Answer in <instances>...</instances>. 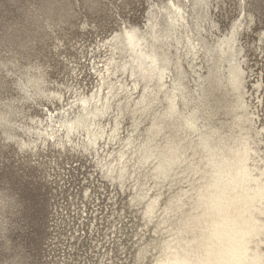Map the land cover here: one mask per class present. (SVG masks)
I'll return each instance as SVG.
<instances>
[{
  "label": "rangeland",
  "instance_id": "obj_1",
  "mask_svg": "<svg viewBox=\"0 0 264 264\" xmlns=\"http://www.w3.org/2000/svg\"><path fill=\"white\" fill-rule=\"evenodd\" d=\"M172 2L184 20L169 14ZM133 28L170 37L154 42L162 81L136 89L129 63L119 66L129 52L112 48ZM109 82L114 95L90 128L103 132L96 146L81 145L84 131L72 142L50 134L64 129L63 110L74 120ZM176 129L181 155L159 174L157 153ZM225 144L243 146L252 174L264 173V0H0V264H160L180 225L188 236L203 169L229 154ZM175 198L180 208L167 210Z\"/></svg>",
  "mask_w": 264,
  "mask_h": 264
},
{
  "label": "bare ground",
  "instance_id": "obj_2",
  "mask_svg": "<svg viewBox=\"0 0 264 264\" xmlns=\"http://www.w3.org/2000/svg\"><path fill=\"white\" fill-rule=\"evenodd\" d=\"M172 8L174 10H170L169 14H173L172 16L174 17L179 16L182 20L185 19L183 8L179 3L172 2ZM169 31L170 29L168 28L167 32ZM149 37L155 43L167 40L164 38V40H160L161 37L170 38L168 33L161 34L155 29L151 30ZM113 38L116 39L112 45L114 50L129 52L127 54L130 60L122 59L123 62L119 66L124 72L126 70V64L129 63L130 74L136 77L133 81V89L137 88L138 80L145 82L152 80H155V82L162 81L166 67L158 65L159 61L165 60L160 58L157 52V49L161 48L159 45L153 41H148L135 28L124 30V37L116 35ZM230 39L227 40L221 52L225 53L226 49L232 48V41ZM113 59L111 58L109 60V66ZM241 73L242 70L239 66H232L230 69V79L235 82L242 81L243 77ZM161 84L163 85V82ZM125 86L126 84L124 83L119 84V88ZM107 88L108 91L104 96L99 91L96 94H92L90 99H81V112L72 121L70 119V121L64 119V115L69 112L67 109L63 110L61 116L63 117L61 118L62 124L59 127L64 129H56L50 134L53 135L55 132L61 130L65 133V137L72 142L71 135L84 131L85 134L83 135L87 136V143L81 142V145L86 146L88 144L96 146V140L99 138L97 136H102L103 132L90 128L96 124L94 118L106 110L110 97L112 98L114 95V92H112L114 85L109 82ZM127 92L129 93L130 90ZM144 97L145 95H141L140 100H138L144 101ZM90 100L93 102L92 104ZM173 111V106H168L166 114H170ZM51 115L50 113V119L52 121ZM107 130L109 131V129ZM179 130H175L171 139L157 153L159 160L156 165V170H158L157 173L159 174H164L165 171L171 170L179 160L181 147L179 146V142L176 141L178 137L176 132ZM115 131L116 129H113L112 133L114 134ZM153 132L156 133L159 131L158 129H153ZM108 134L104 135L108 136ZM240 145H243V143H240ZM224 147L227 148L229 154H222V157H218V160L211 159L206 164L207 167L203 169L201 178L205 180L199 185L200 188L197 193V207L199 208V212L191 218H186L183 223V231L188 236L183 238L184 240H181L180 225L176 232L180 236L177 235L171 241H166L162 246L163 254L159 259L160 264H261L264 257L259 249V244L264 243V225L260 218V215L264 214V173L260 175L252 174L253 172H251L247 163L249 154L243 146L231 148L230 145L225 144ZM220 149L222 150L224 148ZM123 156L124 152L119 151L118 157L122 159ZM149 156L146 155L144 158L147 159ZM106 166V173L112 174L115 171L111 162L107 163ZM118 169L117 175L122 177L124 175V168L120 167ZM206 174L209 175L206 176ZM180 206V201L178 198H175L169 201L166 209L173 210L174 208H180ZM153 207L154 203H149L147 211L150 212Z\"/></svg>",
  "mask_w": 264,
  "mask_h": 264
},
{
  "label": "snow or ice",
  "instance_id": "obj_3",
  "mask_svg": "<svg viewBox=\"0 0 264 264\" xmlns=\"http://www.w3.org/2000/svg\"><path fill=\"white\" fill-rule=\"evenodd\" d=\"M237 3L243 4L245 7H247L250 3V0H237ZM225 5L228 7L229 0H225Z\"/></svg>",
  "mask_w": 264,
  "mask_h": 264
}]
</instances>
